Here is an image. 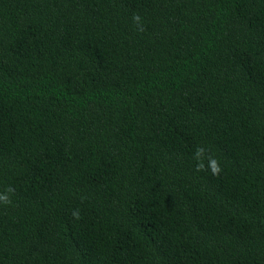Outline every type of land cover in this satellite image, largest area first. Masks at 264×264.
I'll list each match as a JSON object with an SVG mask.
<instances>
[{
	"label": "trees",
	"instance_id": "16d2710c",
	"mask_svg": "<svg viewBox=\"0 0 264 264\" xmlns=\"http://www.w3.org/2000/svg\"><path fill=\"white\" fill-rule=\"evenodd\" d=\"M0 195V264H264V0H0Z\"/></svg>",
	"mask_w": 264,
	"mask_h": 264
},
{
	"label": "clouds",
	"instance_id": "9594fccd",
	"mask_svg": "<svg viewBox=\"0 0 264 264\" xmlns=\"http://www.w3.org/2000/svg\"><path fill=\"white\" fill-rule=\"evenodd\" d=\"M133 20L136 21V22H139L140 17L138 15H136V16L133 17ZM203 152H204L203 148L198 149L197 150V156L201 155ZM202 168H203L202 164L198 165V170H201ZM211 169H212L213 174H218L219 173L220 168L218 166V162L217 161H215V160L212 161ZM8 191H12V189L9 188ZM0 202H2L4 204H10L11 200L6 195H0ZM74 215H76V214L74 213Z\"/></svg>",
	"mask_w": 264,
	"mask_h": 264
}]
</instances>
